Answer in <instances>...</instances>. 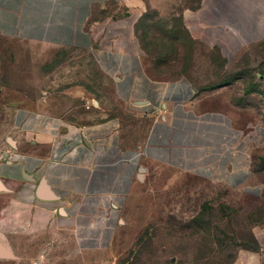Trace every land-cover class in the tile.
Masks as SVG:
<instances>
[{
	"label": "crops",
	"instance_id": "1",
	"mask_svg": "<svg viewBox=\"0 0 264 264\" xmlns=\"http://www.w3.org/2000/svg\"><path fill=\"white\" fill-rule=\"evenodd\" d=\"M106 8L134 15L146 4L0 0V37L91 50L111 81L116 104L145 124L140 140L125 144L127 124L114 106L102 101L85 111L89 117L83 121L38 108L17 112L11 136L14 156L0 179L11 200L23 207L24 222L0 231L14 255L7 264H30L27 258L37 250L42 235L69 238L80 251L107 249L140 167L144 171L153 165L168 167L255 198L263 193L250 171L254 138L235 127L225 112L204 106L186 76L151 77L134 45H97L87 24L94 10ZM194 8L202 15V28L242 25L246 29L239 40L264 38V0H200ZM133 38L131 33L129 40ZM41 180L56 199L36 197ZM253 234L256 249H239L233 264H264V224Z\"/></svg>",
	"mask_w": 264,
	"mask_h": 264
},
{
	"label": "rangeland",
	"instance_id": "2",
	"mask_svg": "<svg viewBox=\"0 0 264 264\" xmlns=\"http://www.w3.org/2000/svg\"><path fill=\"white\" fill-rule=\"evenodd\" d=\"M143 1L146 8L140 14L94 10L87 27L95 42L102 48L113 42L134 45L151 72L157 68L186 76L204 106L225 112L235 127L254 138L250 171L263 193L251 197L153 165L132 185L107 249L80 251L69 238L42 235L34 255L27 258L30 264H191L185 261L205 247L208 241L203 239L211 238L206 230L224 227L237 242H245L250 231L264 224V206L261 218L257 220L255 214L264 199V38L239 40L246 29L242 25L202 28V15L194 8L200 0ZM158 54L178 60L158 65L152 59ZM97 101L114 106L127 124L125 144L140 140L145 124L116 104L111 81L98 68L91 50L0 37V174L14 156L11 136L18 111L45 109L83 121L89 117L85 111L96 107ZM0 186V231L6 232L9 225L24 222L23 207L11 200L1 179ZM3 261L7 264L9 259Z\"/></svg>",
	"mask_w": 264,
	"mask_h": 264
},
{
	"label": "trees",
	"instance_id": "3",
	"mask_svg": "<svg viewBox=\"0 0 264 264\" xmlns=\"http://www.w3.org/2000/svg\"><path fill=\"white\" fill-rule=\"evenodd\" d=\"M147 57H145L146 59ZM152 59L155 61V64L162 65L166 63L168 60H174L176 62L178 60L177 57H174L173 59L170 57V55H152ZM142 64L144 65L143 61ZM145 67V66H144ZM146 72L154 78L157 79H164V80H172L174 78H177L179 76H183L180 72L177 73H163L159 72L157 68H154V73L150 70L144 68ZM264 206V199L259 201V207L257 208L255 214L257 215V220L261 218L262 213L261 212ZM252 214H249L248 217L251 218L252 222L254 220V217L252 219ZM247 217V218H248ZM215 230H213L210 233V230H206L209 236L211 238L203 239L207 240L208 243L205 245V247H199L196 249L197 254L193 255L191 257V261H185V263H191V264H233V261L235 259L237 250L239 249H248V250H254L257 247L256 240L254 238V234L252 231H250L247 234V238L245 239V242L236 241L234 236L228 235V233L224 230V227H215ZM239 238V237H238ZM240 239V238H239ZM238 240V239H237ZM230 241V244L228 243ZM231 244H235V247L233 248ZM208 247V248H207ZM205 248V249H204ZM236 248V249H235ZM174 262V261H173ZM166 264H172L171 262H167ZM179 264V263H178Z\"/></svg>",
	"mask_w": 264,
	"mask_h": 264
},
{
	"label": "water",
	"instance_id": "4",
	"mask_svg": "<svg viewBox=\"0 0 264 264\" xmlns=\"http://www.w3.org/2000/svg\"><path fill=\"white\" fill-rule=\"evenodd\" d=\"M10 142V140H8ZM12 142H10L11 144ZM144 172V168L140 167L138 170V179H142V174ZM3 190V187L0 186V191ZM36 197L41 200L45 201H52L56 199L55 195L51 191L48 190V188L45 186V183L43 180L39 181L37 188H36ZM14 255L9 247V244L5 237L0 234V259H13Z\"/></svg>",
	"mask_w": 264,
	"mask_h": 264
}]
</instances>
